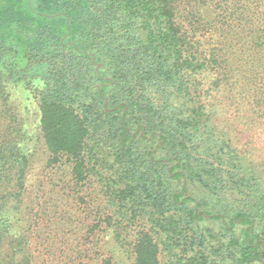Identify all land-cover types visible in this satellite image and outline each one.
Segmentation results:
<instances>
[{
	"label": "trees",
	"instance_id": "obj_1",
	"mask_svg": "<svg viewBox=\"0 0 264 264\" xmlns=\"http://www.w3.org/2000/svg\"><path fill=\"white\" fill-rule=\"evenodd\" d=\"M256 138L264 0H0V264H264Z\"/></svg>",
	"mask_w": 264,
	"mask_h": 264
},
{
	"label": "rangeland",
	"instance_id": "obj_2",
	"mask_svg": "<svg viewBox=\"0 0 264 264\" xmlns=\"http://www.w3.org/2000/svg\"><path fill=\"white\" fill-rule=\"evenodd\" d=\"M15 101L17 104H20V106H27L25 108V111H21V114L24 115L32 124L36 119L37 115L35 112V107L33 105V101L27 100L25 96L17 92L15 96ZM33 124L29 126L30 129H32ZM264 138H256L255 146L250 148V154L255 159V162L258 161V159H261L264 162ZM39 149V147H38ZM39 152L33 157L32 163H31V174L29 177V180L32 181H38L41 178L42 170L44 171V166L46 165V161L44 160V157H42V150L41 148L38 150ZM249 154V155H250ZM248 156V155H247ZM259 162V161H258ZM263 172L264 169L260 167Z\"/></svg>",
	"mask_w": 264,
	"mask_h": 264
}]
</instances>
